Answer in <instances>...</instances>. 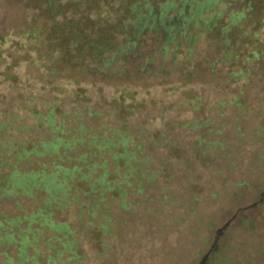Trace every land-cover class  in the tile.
<instances>
[{
	"label": "trees",
	"instance_id": "1",
	"mask_svg": "<svg viewBox=\"0 0 264 264\" xmlns=\"http://www.w3.org/2000/svg\"><path fill=\"white\" fill-rule=\"evenodd\" d=\"M167 11L174 16L167 17ZM12 12L16 13L14 19H11ZM166 17L167 25L163 22ZM224 18L228 21L222 25ZM263 19L264 0H0V78L15 83L19 77L9 76L7 71L13 67L12 62L15 65L21 60L41 68L47 77L46 85L51 84L50 78H66L78 85L87 74L103 82L109 78L118 80L124 79V75L112 67L123 60L132 70L129 79L135 81L164 78L165 69L173 64L168 72L175 74L166 78L189 81L199 66H206L210 74L215 72L216 64L228 61L231 68L236 61L245 68L230 69L224 83L246 80L251 68L256 72L264 64L261 51L264 39L259 32ZM11 21L18 26H8ZM119 38H122L121 44L117 42ZM195 49L202 50L201 59L212 58L205 63L199 59L200 64L194 65ZM18 54L25 59L17 58ZM50 86L53 89L50 92L57 90L53 84ZM85 91L71 90L72 102L68 103L67 110L61 111L53 104V99L46 101V110L35 111L34 99L27 97L24 106L28 115L35 114L32 115L34 123L18 128L23 134L18 141L0 138V171L5 170L0 178V199L13 200L17 211L22 212L17 198L26 196L35 202L37 190L45 195L34 211H23L26 214L15 217L4 216L0 220V245L5 243L16 249L14 259L6 251L0 252L4 257L0 264H80L84 257L78 244L81 240L85 244L92 242L91 246L102 253L105 250L102 232H111L112 216H104L103 212L107 192L118 199L119 209L126 213H130V203L121 197L131 191L142 192L141 180L133 175L140 171L137 164L148 159L137 157L142 147L136 145L128 149L133 146V134L112 129L104 123L90 127L84 121L95 123L102 117L114 115L118 108L115 105L124 101L125 91L109 102L111 109L104 113L81 106V102L89 101ZM236 98L232 97L228 104ZM198 101L196 97L189 102L196 103L192 107L194 113L201 107ZM223 106L224 102H218L219 116ZM234 106L238 108L239 103ZM128 108L129 113L136 109L129 105ZM56 109L59 115L54 116ZM11 114L6 113V116ZM196 121L172 126L190 128L192 132L198 128L197 143H204L203 138L213 128V120L206 118L198 126ZM65 122L70 124L69 128ZM11 125L1 124L0 131L8 130ZM34 125L38 126L37 134L33 131ZM44 130L49 134L48 139L34 137ZM102 130L106 133L101 134ZM214 131L212 135L219 132ZM153 136L156 139L150 143L152 146L169 144L167 140H160L166 136L164 130L154 131ZM83 143L85 151L71 158V153L77 147L82 148ZM210 144L222 149L218 143ZM8 150L11 153L6 155ZM44 155L48 160L38 163V170L20 172V163ZM71 162L74 165L70 167ZM112 162H121L124 169L121 174L115 173V181H108L118 167L111 169L107 164ZM96 169L100 174H94ZM150 177L154 178L153 173ZM73 184L84 187L80 194L71 189ZM216 194L209 196L213 198ZM259 206L256 202L255 206L236 210L231 227L241 232L242 238L232 245L217 247L219 253L209 254V260L216 256L221 264H246L245 253L260 259L264 217L257 211ZM57 210L76 219L77 224L71 220H53ZM96 214L103 223H93ZM82 215L86 220H82ZM23 223L26 224L22 228ZM36 243L43 245V251L35 249Z\"/></svg>",
	"mask_w": 264,
	"mask_h": 264
},
{
	"label": "rangeland",
	"instance_id": "2",
	"mask_svg": "<svg viewBox=\"0 0 264 264\" xmlns=\"http://www.w3.org/2000/svg\"><path fill=\"white\" fill-rule=\"evenodd\" d=\"M166 13L167 17L174 16L170 11ZM205 15L207 18V13ZM15 16L16 13L12 12L11 19ZM167 17L163 20L166 25ZM227 21L228 19L224 18L221 24ZM12 25L18 26L16 22H9L8 26ZM259 32L264 39V19ZM117 42L121 44L122 38L117 39ZM261 51L264 61V48ZM111 56L112 53L107 59ZM201 56L202 50L195 49L194 65L200 64L198 61ZM205 56L208 57L206 52ZM17 58L25 59L19 54ZM211 58L210 56L201 60L205 63ZM11 65L13 67L8 69L7 75L16 74L19 79L12 83L0 78V125L12 124L8 130L0 131L1 139L8 137L18 141L17 139L23 137L18 128L22 124L34 123L32 115L35 114L28 115L24 106V99L29 96L34 99L32 103L35 111L46 110V101L51 99L61 111L67 110L68 103L72 102L71 90H86L89 101L81 102V106L93 107L96 111L104 113L111 109L109 102L120 92L125 91L122 95L124 101L115 105L118 108L114 111V115L102 117L95 123L84 121L90 127L95 128L104 123L112 129L117 128L133 134L134 137H131L133 146L128 149L132 150L138 145L142 148H140L141 155L137 157L146 156L148 159L137 164L140 171H136L133 175V178L141 180L139 183L142 192L135 194L131 191L127 196L121 197L122 200L130 203V213L121 211L118 207V199L107 192L106 208L103 212H105L104 216L111 215L112 218L109 225L111 232L109 234L102 232L101 235L105 250L101 253L91 246L92 242L85 244L80 239L78 244L84 256L80 264H198L211 245L215 231L228 221L237 209L255 206L257 202L260 204L257 211L264 217V64L259 66L256 72L251 68L246 80L228 81V83L224 82L230 69L244 70L245 67L241 66L239 61L234 63L233 68L229 61L226 64L222 62L216 64L213 67L215 72L210 73L212 75L208 73L209 69H206V66L201 65L193 72V77L189 81L174 80V77L166 78L175 74L168 72V68L174 64L165 67L164 78L154 77L148 81H135L129 79L132 76L131 67L123 60H119L112 70L122 71L124 79L109 78L103 82L87 74L78 85H73L66 78L54 80L50 78L52 81L50 85L57 87V90L52 92H50L53 90L51 86L44 82L47 77L41 68L21 60L15 65L12 62ZM234 96H237L236 100L229 105ZM196 97L199 98L198 103L201 107L194 113L192 107L196 103L189 102ZM64 99V103H61ZM218 102H224L220 116ZM32 103L28 102V104ZM234 103H239V107H235ZM128 105L136 109L129 113ZM58 109L54 111V116L59 115ZM6 113L12 114L6 116ZM206 118L213 120V128L207 137L203 138L204 143H197L195 136L199 131L198 128L192 132L190 128L172 126L173 123L183 124L196 119L198 126ZM65 126L69 128L70 124L65 122ZM160 129L166 133V136L160 140H167L169 144L152 146L150 143L156 139L153 132ZM214 130H219L218 134L212 135ZM33 131L37 134V125H34ZM103 133H106L105 130L101 131V134ZM90 134H94V131ZM34 137L48 139L49 134L44 130ZM210 143H218L222 149ZM85 149L83 143L82 148L77 147L70 157H76ZM10 153L8 150L6 155ZM101 154L98 156L102 157ZM47 160L46 155L30 158L28 162L20 163L18 168L20 172L35 171L40 168L38 163ZM73 163L71 162L69 166H73ZM107 165L111 169L115 165L118 166L107 178L108 181H115V173L121 174L124 167L121 162ZM158 169L160 171L156 174ZM4 171H0V178L5 174ZM139 172H144L142 178ZM150 173H153L154 178L150 177ZM94 174H100V170L96 169ZM79 184H73L71 188L75 189L77 194H80V190L84 188ZM212 193L217 194L210 198L209 195ZM35 197V202L26 196L17 198L16 202L22 212L17 211L13 200L0 199V220L4 216L15 217L34 211L45 195L42 190H37ZM82 217V220H86L83 215ZM52 219L71 220L77 224L76 219L58 210L53 214ZM93 223H103L99 214L94 216ZM231 223L230 221L218 237L215 248L210 254L215 251L218 254L217 247L221 248L224 244L232 245L242 238V233L231 227ZM25 224H22V228ZM251 241L254 242L255 239ZM259 245L260 252L263 251L260 259L256 260L245 253L243 260L246 264H264V242ZM34 247L43 251L41 243H36ZM2 251L15 258L16 249L12 245L3 243L0 245V252ZM208 258L209 255L204 264H221L216 256L211 260ZM3 260L4 257L0 256V262Z\"/></svg>",
	"mask_w": 264,
	"mask_h": 264
},
{
	"label": "water",
	"instance_id": "3",
	"mask_svg": "<svg viewBox=\"0 0 264 264\" xmlns=\"http://www.w3.org/2000/svg\"><path fill=\"white\" fill-rule=\"evenodd\" d=\"M253 206V205H252ZM233 219V216L230 217V219L228 221H226L224 224L221 225L220 228H218L215 231V236L213 238V241L211 243V245L209 246V248L207 249V251L204 253V255L200 258V260L198 261V264H204L205 261L207 260L208 255L210 254V252L213 251V249L215 248L216 242L218 237L222 234V232L227 228L229 222Z\"/></svg>",
	"mask_w": 264,
	"mask_h": 264
}]
</instances>
